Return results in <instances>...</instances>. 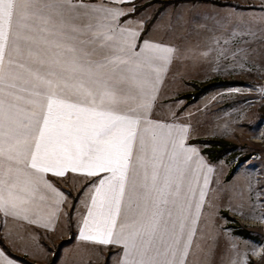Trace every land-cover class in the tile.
<instances>
[{"label":"snow or ice","instance_id":"snow-or-ice-1","mask_svg":"<svg viewBox=\"0 0 264 264\" xmlns=\"http://www.w3.org/2000/svg\"><path fill=\"white\" fill-rule=\"evenodd\" d=\"M124 15L83 0H0V212L36 223L27 206L47 198V227L65 196L48 174L97 178L79 240L121 246L122 264H186L208 176L199 199L192 185L207 165L186 147L187 127H151L174 49L138 47Z\"/></svg>","mask_w":264,"mask_h":264},{"label":"rangeland","instance_id":"rangeland-1","mask_svg":"<svg viewBox=\"0 0 264 264\" xmlns=\"http://www.w3.org/2000/svg\"><path fill=\"white\" fill-rule=\"evenodd\" d=\"M102 1L83 0V3L93 7ZM163 1L170 2L165 4ZM74 2L79 3L81 0ZM133 7L134 14L144 10L143 17H148L146 24L154 12H158L155 18L158 17V34L161 35L162 30H165L164 37H168L190 58L201 57L204 51L211 50L214 42L227 36L225 42L233 54H240L244 49L239 57H236L238 54L228 58L220 57L214 75L207 81H199L195 79L199 77L189 73L185 81L189 85L186 91H178L170 103L157 102L155 108L165 111L183 109L197 100L200 96L197 91L201 87L213 83L204 92L210 96L205 108L214 109L217 116L227 118V130L230 131L231 126L233 129V132L213 136L222 141H226L227 137L235 145L224 155L230 159L228 171L219 162L218 177L220 179L223 176L221 182L225 186L231 183L225 179L230 170L232 175L243 174V179L238 181V186L235 185L234 192L226 191L216 199V214L205 215L211 218V221L206 220L209 236L207 240H199L195 264H242L245 259L247 264H264V227L247 223L251 220L260 223L264 217V120L259 114V109L264 107L259 99V89L254 87L256 76L264 74V0H133ZM195 82L202 86L195 87ZM245 86L255 90L248 91ZM232 89L236 93L229 92ZM191 91L194 92V98L190 96ZM182 100L183 106L179 107ZM253 138L261 141L253 142ZM65 190L68 197H71L67 216L70 212L72 221L77 198L71 190ZM242 191L244 198L240 195ZM246 209H252L249 213L251 215H245ZM258 215L262 216L260 220L256 218ZM51 249L50 261L46 264H58L56 257L59 248L54 246ZM259 250L262 252L260 259H253L251 255L254 256ZM103 264H108V261L105 260Z\"/></svg>","mask_w":264,"mask_h":264},{"label":"crops","instance_id":"crops-1","mask_svg":"<svg viewBox=\"0 0 264 264\" xmlns=\"http://www.w3.org/2000/svg\"><path fill=\"white\" fill-rule=\"evenodd\" d=\"M92 6L96 8L107 6L123 10L126 15L119 18L118 24L138 33L135 41L138 47H144V41H147L150 44H163L166 47L174 49L171 59L156 85L155 99L148 113V119L153 122L151 125L153 128L157 124L187 127L186 147L194 148L199 157H202L204 163L207 165L205 169L197 170L196 175L199 177V184L193 183L192 185L196 189L194 199H199V186L203 185L204 175L208 176L206 195L203 206L200 209L199 218L194 225L191 223V217L188 221L189 227H194L195 234L192 236L191 246L188 249L186 264H195L199 252L197 251L199 240L201 238L202 240H207L209 236V225L206 226V220L211 221V218L208 219V216L206 217L205 215L216 214L218 211L216 199L221 197L226 191L232 190L234 192L235 185L238 186V181H242L243 179V174L235 173L232 175V171L230 170L228 172V175L231 173L230 178L227 179L228 175H226L225 179L229 180V182L231 181V183L229 186H225L221 182L223 181V176L220 179L218 177V166L221 161L228 171L230 159L224 157L225 153L218 157L217 155H212L211 151H208V149L211 150L213 147V144L210 142L218 140L213 135L224 132L230 133L233 132V129L231 126L229 128L230 131L227 130L226 125L229 124L227 118L217 116V112L214 109L208 108L206 110L205 106L207 107L210 99V96L206 93H203L196 101L178 111H165L166 109L155 108V104L159 101L170 103L174 94L180 90L186 91L189 85L185 84V81L188 80L189 73H193L194 76L199 77H193L199 81H207L214 75V68L217 65V61L221 59L220 57L226 56L228 58L238 53L235 52L233 54L229 49L225 42L227 36L219 42H214L215 44L212 45L210 51H204L201 57L193 59L187 56L184 50H180L173 42L169 41L168 37H164L166 35L165 30H162L161 35L158 34V17L146 29L148 17H143L144 10H141L137 14H131L134 12L133 0L130 3L123 4L114 3L111 0H103L101 3ZM93 22L95 23V21ZM167 30L169 29L167 28ZM80 39L90 40L91 35L80 37ZM242 51L241 55L243 54ZM240 54L236 55V57L241 56ZM187 67H189L188 70H186ZM180 102L179 107H182L183 100ZM198 140L204 141L195 142ZM225 140L230 142L229 140L231 139L226 137ZM191 167L196 168L195 161H193ZM208 169H211V171H208ZM45 178L53 187L65 194L63 203L59 205V212L47 227L44 226V223L47 220L48 214L52 211V201L47 198L44 201H40L37 198L27 206L30 209L31 218L36 219V223L17 217L6 216L0 212V237L10 249L33 264H46L50 261L51 248L54 246L59 248V253L56 257L58 264H103L105 260L108 261V264H122L123 254L121 246L115 244L100 245L78 239V229L82 224V218L86 215L87 206L90 203L89 198L92 189L89 185L97 178H89L71 173L65 177H55L48 174ZM65 188L71 190L77 198L72 212L71 229H69L67 224V211L70 206L71 197H68ZM245 194L248 199V190L245 191ZM240 195L244 198V191ZM251 210L246 209L245 215H251L249 214ZM261 217L258 215L256 218L259 219ZM67 236L70 239L67 240ZM182 246L183 241H181ZM0 252L3 253V255H0V264H9V261L12 264H24L8 256L1 248Z\"/></svg>","mask_w":264,"mask_h":264},{"label":"trees","instance_id":"trees-1","mask_svg":"<svg viewBox=\"0 0 264 264\" xmlns=\"http://www.w3.org/2000/svg\"><path fill=\"white\" fill-rule=\"evenodd\" d=\"M199 1H209V0H199ZM170 1H163V3L168 4ZM158 11V10H157ZM135 11L131 14H134ZM158 12H154V14L149 18L145 28L147 29L150 24L155 20L156 18V14ZM211 86H213V83H210L209 85L206 84L203 87H201L198 91L197 94H203L208 88H210ZM259 114L261 116V118L264 120V108H260L259 109ZM204 140H198L195 142H203ZM208 142V141H207ZM210 142V141H209ZM210 143L213 144V147L211 150L208 149V151H211V154L213 155H217L218 157H220L221 155H223L224 153H226L227 151L232 150L235 145L233 143L227 142V141H222V140H215V141H211ZM231 174V173H230ZM230 174L227 176V179L230 178ZM67 224L69 229L72 228V221L70 219V212H68V216H67ZM0 248L10 257L14 258L17 261H20L24 264H33L30 261H28L27 259H25L24 257L20 256L19 254H16L15 252H13L10 247L3 241V239L0 237Z\"/></svg>","mask_w":264,"mask_h":264},{"label":"built area","instance_id":"built-area-1","mask_svg":"<svg viewBox=\"0 0 264 264\" xmlns=\"http://www.w3.org/2000/svg\"><path fill=\"white\" fill-rule=\"evenodd\" d=\"M247 69L251 70L250 68H247ZM229 79L230 78H227V80H229ZM256 80H257V82L254 83V87H258V89H259L258 91H259V94H260V98L259 99H260L261 105L264 107V74L263 73H259L256 76ZM194 86L197 87V88H200L202 85L200 83H198V82H195ZM245 89L248 90V91L255 90V89H253L250 86H245ZM229 92L236 93V91L234 89L230 90ZM190 96H191V98H194V92L193 91L190 92ZM252 100H254V99H252ZM251 257H252V255H251Z\"/></svg>","mask_w":264,"mask_h":264},{"label":"bare ground","instance_id":"bare-ground-1","mask_svg":"<svg viewBox=\"0 0 264 264\" xmlns=\"http://www.w3.org/2000/svg\"><path fill=\"white\" fill-rule=\"evenodd\" d=\"M253 142H260L261 140L260 139H258V138H253V139H251ZM260 220V219H259ZM243 221V220H242ZM244 222H246V221H244ZM247 223H249V224H253V225H258V226H260V227H264V219H261V222L260 223H254V221H249V222H247ZM262 254V252L259 250L254 256L252 255V258L253 259H255V260H259L260 259V255Z\"/></svg>","mask_w":264,"mask_h":264}]
</instances>
